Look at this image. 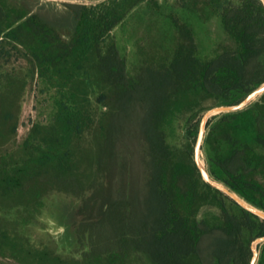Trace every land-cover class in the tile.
<instances>
[{"label":"trees","instance_id":"1","mask_svg":"<svg viewBox=\"0 0 264 264\" xmlns=\"http://www.w3.org/2000/svg\"><path fill=\"white\" fill-rule=\"evenodd\" d=\"M117 28L144 35L131 68ZM263 85L262 0H0V264H264V92L202 141L257 212L195 158L201 113Z\"/></svg>","mask_w":264,"mask_h":264},{"label":"rangeland","instance_id":"2","mask_svg":"<svg viewBox=\"0 0 264 264\" xmlns=\"http://www.w3.org/2000/svg\"><path fill=\"white\" fill-rule=\"evenodd\" d=\"M32 1L35 4V9L42 8L45 10H49L50 12H52L56 15H60L63 12H65L67 2H81V3H86V4H96V3L102 2L104 0H32ZM262 1L264 2V0H262ZM115 33H116V39H117L120 50L122 52H124L127 48L128 52H129L127 54L129 56V62H130L129 67L131 68L132 67L131 61L134 59V54L138 50V46L136 44V41L137 40H143L144 35H142L140 31H137V33L135 31L130 32V33L129 32L123 33L120 28H117ZM145 45L147 48L150 46L149 43H147ZM208 48H209V46L202 48V50H204V52H205L204 55L206 54ZM263 92H264V87L262 89L258 88L254 92V95L251 97V99L248 100L242 106L240 105L238 107H236V106L230 107V106H224V105H215L214 107H212L208 110H205L201 113V123H200L199 135H198L197 143L195 146V158L198 161V158H197V152H198L200 158L204 161V163H203L204 174L211 181L219 184V182L215 181L208 174L207 167H206L205 153H204V150L202 148V146H203L202 141H203V138H204L206 130H207V128H206L207 121L210 118H212L213 116L220 114L222 112L234 111V110H238V109L246 107L251 102L258 99L259 96ZM35 117H36V110L34 109L33 96H31V97L28 96L24 102L23 112H22V116H21V125L19 128V137L20 138L27 133L29 127L31 126L32 120L35 119ZM222 186H224V185H222ZM224 191L227 192V190H224ZM244 203L247 204L246 202H244ZM247 205L249 207H251L249 204H247ZM261 213L264 215L263 212H261ZM46 224H47L46 229L49 230V232L51 234H54V236H58L60 234L58 239H60V238L63 239L60 242V246L63 247L64 249L69 248V246H70V244L68 242L69 241V239H68L69 235L65 234L66 232L63 231V230H65L64 226L59 225L54 220H50V219H49V222ZM32 232H33L34 236L37 237V233H36V230L34 228H33ZM263 243H264V239H258L255 244L257 245V244H263ZM257 258H258V251L256 250V254H255V257L253 260V264H256Z\"/></svg>","mask_w":264,"mask_h":264},{"label":"water","instance_id":"3","mask_svg":"<svg viewBox=\"0 0 264 264\" xmlns=\"http://www.w3.org/2000/svg\"><path fill=\"white\" fill-rule=\"evenodd\" d=\"M260 88V87H259ZM254 95V92L248 97V98H246L240 105L242 106V105H244L248 100H250L251 99V97ZM240 105H238V106H240ZM238 106H236V107H238ZM202 169V168H201ZM202 172H203V170H202ZM203 176L205 177V179H207L209 182H211L213 185H215V186H217V187H219V188H221V189H223L219 184H217V183H215V182H213V181H211L209 178H207L206 177V175L204 174V172H203ZM223 190H226V189H223ZM227 192L233 197V198H235L238 202H240L241 204H243L244 206H246L247 208H250L249 206H247L246 204H244L237 196H235L233 193H232V191H230V190H227ZM250 209H252V208H250ZM252 210H254V209H252ZM254 211H256V210H254ZM257 212V211H256ZM259 213V212H258ZM261 214V213H260ZM261 215H263V214H261ZM264 216V215H263ZM64 228H65V226H64ZM260 239H264V237H262V238H260Z\"/></svg>","mask_w":264,"mask_h":264},{"label":"crops","instance_id":"4","mask_svg":"<svg viewBox=\"0 0 264 264\" xmlns=\"http://www.w3.org/2000/svg\"><path fill=\"white\" fill-rule=\"evenodd\" d=\"M49 219L50 220H54L55 221V219L51 216V215H48L46 218H45V222H49ZM56 222V221H55ZM47 226V225H46ZM47 230V229H46ZM66 230V229H65ZM65 230H63V231H65ZM49 231V230H48ZM53 236H54V234H52ZM60 236V234L58 235V236H55L57 239H58V237Z\"/></svg>","mask_w":264,"mask_h":264},{"label":"bare ground","instance_id":"5","mask_svg":"<svg viewBox=\"0 0 264 264\" xmlns=\"http://www.w3.org/2000/svg\"><path fill=\"white\" fill-rule=\"evenodd\" d=\"M264 87V85L263 86H261L259 89H262ZM199 148V147H198ZM202 162L204 163V161L202 160ZM202 170H203V172H204V169H203V165H202ZM208 178V177H207ZM243 202V201H242ZM244 203V202H243ZM245 204V203H244ZM248 206V205H247ZM259 213H261L260 211H259ZM262 214V213H261Z\"/></svg>","mask_w":264,"mask_h":264},{"label":"flooded vegetation","instance_id":"6","mask_svg":"<svg viewBox=\"0 0 264 264\" xmlns=\"http://www.w3.org/2000/svg\"><path fill=\"white\" fill-rule=\"evenodd\" d=\"M33 228L36 230V233L38 235V229H37V226H33Z\"/></svg>","mask_w":264,"mask_h":264}]
</instances>
